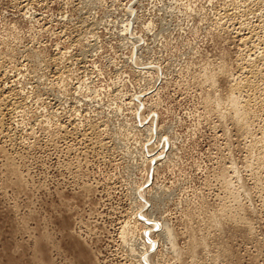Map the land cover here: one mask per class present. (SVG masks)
I'll use <instances>...</instances> for the list:
<instances>
[{
  "label": "rangeland",
  "instance_id": "1",
  "mask_svg": "<svg viewBox=\"0 0 264 264\" xmlns=\"http://www.w3.org/2000/svg\"><path fill=\"white\" fill-rule=\"evenodd\" d=\"M104 1L116 20L124 0ZM93 4L0 0V264H264V62L251 60L264 55V0H189L200 13L174 30L138 31L144 47L170 42L160 124L138 102L156 141L146 150L124 110L76 89ZM160 4L136 2L143 21ZM250 79L237 92L256 111L247 130L222 102Z\"/></svg>",
  "mask_w": 264,
  "mask_h": 264
},
{
  "label": "built area",
  "instance_id": "2",
  "mask_svg": "<svg viewBox=\"0 0 264 264\" xmlns=\"http://www.w3.org/2000/svg\"><path fill=\"white\" fill-rule=\"evenodd\" d=\"M143 1L124 0V3L120 5L124 6V9L121 10L119 17L114 20L112 16L116 8L113 5L105 4L104 0H94L90 20H95L97 24L94 28L95 33H88L87 35L89 42L93 44V50L89 61L85 65H78L79 81H77L76 89L87 95V88H90L94 92L92 98H109L117 105V108L120 107L118 110H124L126 121L123 123H127L126 125L130 130L129 136H137V143L144 144V150H146L156 144V141H154V136L150 131V125L138 121V102L141 101L144 105L140 112L145 110L152 117L157 115V120L153 125L156 127L160 124L159 106L155 107V97H159V93L161 95V90H166V86H162V89L157 87L163 76L158 56L161 50L168 48L170 42L166 40L161 45L147 44L144 47L147 35H138V31H172L177 27V25L173 27L177 21V16L184 15L191 19L200 13V9L191 8V6L184 7L183 4L189 0H162V4L158 5L153 13L148 12L151 19L143 21L142 17H145V11L136 5V2L142 3ZM139 20L143 22L140 29L137 24ZM129 27L135 28V31L130 33ZM126 35L129 38L122 42L120 36ZM135 56L139 62L135 61ZM137 64L144 68L138 67ZM135 66L138 67L137 71H140L141 75L133 71ZM101 76H104L105 84L99 86L96 82L103 81L100 79ZM114 93L119 94V100H113ZM84 100L87 104L88 99ZM102 109L113 110L110 107ZM103 112L100 111L101 115H108L102 114ZM153 120L151 119L146 124H151ZM120 123L112 124V120H110V125L112 124L115 129L119 127ZM151 154L155 158L161 156L160 152L154 153L152 151Z\"/></svg>",
  "mask_w": 264,
  "mask_h": 264
},
{
  "label": "bare ground",
  "instance_id": "3",
  "mask_svg": "<svg viewBox=\"0 0 264 264\" xmlns=\"http://www.w3.org/2000/svg\"><path fill=\"white\" fill-rule=\"evenodd\" d=\"M255 2V1H254ZM254 2H252V3H254ZM252 3H250V4H252ZM256 3V2H255ZM256 5V4H255ZM257 6V5H256ZM252 7V6H251ZM250 7V8H251ZM259 7V6H258ZM259 9V8H258ZM253 11V10H252ZM248 12V11H247ZM246 13V12H245ZM247 15V14H246ZM256 15V14H255ZM243 16V15H242ZM245 16V15H244ZM246 17V16H245ZM243 18V17H242ZM249 18V17H248ZM247 18V19H248ZM246 19V18H245ZM242 20V19H241ZM243 22V21H242ZM240 23V22H239ZM245 23H246V21H245ZM243 27V26H242ZM241 27V28H242ZM254 26H252V29H255V28H253ZM244 28H245V26H244ZM246 28H248V26L246 27ZM245 28V29H246ZM249 28H250V26H249ZM251 29V30H252ZM259 29H260V27H259ZM253 31H255L256 32V30H252V32ZM251 32V31H250ZM259 32V31H258ZM257 33V32H256ZM254 34V33H253ZM253 34H250V35H253ZM256 35V34H255ZM252 37V36H251ZM241 39H244V38H241ZM249 39V37H247V39H245L246 41ZM251 39V38H250ZM249 39V40H250ZM245 42V41H244ZM249 43V42H248ZM246 44V43H245ZM253 53V52H252ZM257 53V52H256ZM258 53H259V51H258ZM261 53V52H260ZM263 54V53H262ZM249 57V56H248ZM253 57V56H252ZM252 59H255L256 61H259V60H262L263 62H264V55H259V54H255V57H253V58H251V60ZM255 60H253V62L252 61H250L251 63H255L256 61ZM255 61V62H254ZM261 61V62H262ZM249 64L248 63V65H249V68H248V70L247 71H249L250 73H252V77H256L255 76V74H257L258 75V73H259V71H258V73H257V71L256 70H258L257 68V63L254 65V64ZM257 65V66H256ZM260 68H261V66H260ZM245 69H247V67H245ZM241 70H243V69H241ZM262 71H264V69L262 70ZM263 73V72H262ZM261 75V74H260ZM259 75V76H260ZM263 76V75H262ZM249 78V77H248ZM251 78V77H250ZM259 78V77H258ZM239 80V79H238ZM237 80V81H238ZM247 80H249V79H247ZM259 80H260V78H259ZM246 81V80H245ZM241 81V85L239 86V85H236V86H232L233 87V90L228 94V97H226V99L222 102V103H224L225 105V109L226 110H229L230 112H233L234 114H235V116H236V118L235 119H237L236 120V122L238 121L240 124H241V127L243 126V127H245V128H247V130H249L250 129V124H249V118H253V117H251L250 115H251V113L253 112H256V111H254V109L252 108V104L250 103V101H248L247 99L245 100V101H242V99H239V97H238V95H237V92H240V91H242L243 90V86L245 85L244 83H246V85H247V82H249L248 83V85L249 84H251V79H250V81ZM235 82V81H234ZM236 84H237V82H236ZM244 84V85H243ZM248 85H247V87H248ZM255 85V84H254ZM238 86V87H237ZM256 86V85H255ZM245 87V86H244ZM250 87H252V86H250ZM232 89V88H231ZM254 89H256V87L254 88ZM240 90V91H239ZM260 90V89H259ZM250 91V90H249ZM253 91V90H252ZM255 91V90H254ZM262 92V91H261ZM246 95V94H245ZM248 96V95H247ZM243 97V96H242ZM258 97H260V96H258ZM251 98H253L252 96H251ZM255 98V97H254ZM257 99V98H256ZM216 102V101H215ZM217 102H219V101H217ZM255 102V101H254ZM14 104V103H13ZM214 104H217V103H214ZM219 104V103H218ZM217 104V105H218ZM220 104H221V102H220ZM262 105V104H261ZM216 106V105H215ZM219 107H221V106H223V104L222 105H218ZM217 106V107H218ZM263 107V106H262ZM222 108V107H221ZM224 108V107H223ZM228 108V109H227ZM256 108V107H255ZM253 110V111H252ZM229 111H227V112H229ZM252 111V112H251ZM251 112V113H250ZM232 113V114H233ZM249 113H250V115H249ZM262 113V112H261ZM254 114H252V116H253ZM250 116V117H249ZM261 117V116H260ZM233 119H234V117H232ZM254 119V118H253ZM261 119V118H260ZM263 119V118H262ZM233 121H235V120H233ZM238 124V123H237ZM264 128V127H263ZM250 133L252 132L251 130L249 131ZM254 132H255V129H254ZM253 132V133H254ZM242 133H243V131H242ZM245 133V132H244ZM252 133V134H253ZM262 135L263 136H261V137H258V138H254L255 139V141L254 142H256L255 143V145H254V147L256 146V149L261 153V154H264V130L262 131ZM246 136V135H245ZM255 136V135H254ZM253 136V137H254ZM257 137V136H256ZM250 140H252V139H250ZM253 147V148H254ZM251 148V147H250ZM250 150V149H249ZM253 150V149H252ZM251 153V152H250ZM255 153V152H254ZM260 153H257V156L260 154ZM262 157H264V155H261V158ZM257 159H260V157L258 158V157H256ZM255 158V159H256ZM260 162V161H259ZM256 163H257V161H256ZM264 163V162H263ZM258 167V166H257ZM229 180V179H228ZM227 179H225V187H229L230 186V184H229V181H228ZM231 187V186H230ZM229 187V188H230ZM236 197V196H235ZM237 198V197H236ZM233 202V201H232ZM233 204H234V202H233ZM236 206V205H235ZM226 207H228V206H226ZM232 207V206H231ZM234 208V207H233ZM232 214H234L232 211H230ZM236 213V212H235ZM239 215V214H238ZM233 217V216H232ZM237 217V216H236ZM235 217V218H236Z\"/></svg>",
  "mask_w": 264,
  "mask_h": 264
}]
</instances>
